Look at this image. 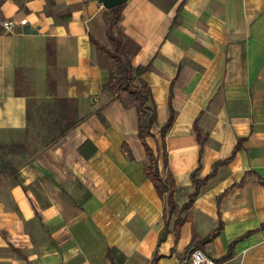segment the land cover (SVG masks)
Masks as SVG:
<instances>
[{
	"label": "crops",
	"instance_id": "obj_1",
	"mask_svg": "<svg viewBox=\"0 0 264 264\" xmlns=\"http://www.w3.org/2000/svg\"><path fill=\"white\" fill-rule=\"evenodd\" d=\"M108 10L99 0H0V264H196L193 241L214 264H264V0L123 4L121 26L138 46L131 62L151 65L147 142L162 177L175 179L173 213L146 174L132 97L103 90L113 64L91 36L106 35ZM55 98L73 100L76 125L31 142L29 110ZM239 142L182 209L192 172L208 176Z\"/></svg>",
	"mask_w": 264,
	"mask_h": 264
},
{
	"label": "trees",
	"instance_id": "obj_2",
	"mask_svg": "<svg viewBox=\"0 0 264 264\" xmlns=\"http://www.w3.org/2000/svg\"><path fill=\"white\" fill-rule=\"evenodd\" d=\"M159 5L163 6L165 9H169L175 2V0H155ZM122 10L123 4L118 5L114 8L108 10L109 20L106 27V36L108 41L111 42L112 46H108L107 43L101 42L97 38L91 36V42L97 48L99 52L105 53L106 57L111 59V73L109 79L103 84V90L111 92L113 95H119L120 92L125 91L130 94L132 97V101L137 108L138 111V136L142 140L143 146L147 153V166H146V174L153 181L159 196L165 201L167 205V212L173 213L177 209V203L174 201V193L177 190V186L175 184L174 177L169 174L166 178H163L160 174L159 166H158V156L155 154L154 150L150 147L147 142V137L152 135L151 128L157 122V106L153 99V93L148 82L144 81L142 75L151 69V65H139L134 66L130 59V54L138 49V46L125 34L122 26H121V18H122ZM111 64V65H112ZM115 64L119 67V74H115L112 68L115 67ZM174 83V82H173ZM173 83L171 86V93L173 88ZM50 91H54V83L50 81L49 83ZM20 94V91H17ZM33 100V98H30ZM29 99V101H30ZM49 100H46L45 106L43 108L47 113L49 109ZM55 104L53 107H57L58 115L61 118L59 120V124L63 122V124L59 125L58 137L63 136L70 128L76 125L77 121L75 119L70 118V112L75 110V105L72 104L73 100L71 98H55ZM44 105V104H43ZM42 105V106H43ZM41 106V107H42ZM32 108V106H30ZM39 109L36 108L35 112ZM32 110V109H31ZM31 111L29 110V115ZM175 120V110L171 105V101L169 103V116L166 122L161 126L160 132L161 136L164 138L172 126ZM197 133L199 140L203 142L202 138H200V133ZM240 142L236 145L232 155L225 159L216 161L214 164L213 171L204 178H198L196 173L197 169L192 172V182L194 186V191L189 195V201L183 205L182 209H187L193 203L195 197H197L202 188L205 187L211 177H213L217 168L220 165H224L230 160L233 159L237 150L240 148ZM202 153V147L201 151ZM260 181L264 184V179L259 178ZM228 189L222 192L218 198V204H220V197H222ZM181 219L178 218L177 223H180ZM220 227H217L215 231L210 234L207 238L202 239V241H209L217 232H219ZM166 231H163L161 236V240L164 238ZM195 245L193 248H199V241H193L191 244ZM200 249V248H199ZM192 250V251H193ZM230 255V254H229ZM225 256L221 260L227 259L229 256ZM157 256H154L149 264H155Z\"/></svg>",
	"mask_w": 264,
	"mask_h": 264
},
{
	"label": "rangeland",
	"instance_id": "obj_3",
	"mask_svg": "<svg viewBox=\"0 0 264 264\" xmlns=\"http://www.w3.org/2000/svg\"><path fill=\"white\" fill-rule=\"evenodd\" d=\"M97 36H98L97 38L102 39V42L107 43L108 46H112L110 44L111 42L108 41L106 35L104 36L98 33ZM112 70L115 74H119L120 72L119 67L116 64L115 67L112 68ZM47 107L49 109L48 113H46L43 110L44 106H42L41 111H39L38 109L36 112L32 111V113L29 115V123L27 129L30 132L29 139L31 142L41 141L43 145H47L51 140V138H53L56 134H58L59 125L63 124V122L59 124V120L61 118L59 117L60 115H58L57 107H53L51 105ZM36 113L38 115H36ZM44 147L45 146H43V148Z\"/></svg>",
	"mask_w": 264,
	"mask_h": 264
},
{
	"label": "built area",
	"instance_id": "obj_4",
	"mask_svg": "<svg viewBox=\"0 0 264 264\" xmlns=\"http://www.w3.org/2000/svg\"><path fill=\"white\" fill-rule=\"evenodd\" d=\"M4 25L6 27H10L11 26V22L10 21H5ZM191 260L192 262L196 263V264H214V260H212L211 258H209L201 249L196 248L191 252Z\"/></svg>",
	"mask_w": 264,
	"mask_h": 264
},
{
	"label": "water",
	"instance_id": "obj_5",
	"mask_svg": "<svg viewBox=\"0 0 264 264\" xmlns=\"http://www.w3.org/2000/svg\"><path fill=\"white\" fill-rule=\"evenodd\" d=\"M102 2L103 6L106 9L114 8L118 5L124 4L127 0H99Z\"/></svg>",
	"mask_w": 264,
	"mask_h": 264
}]
</instances>
